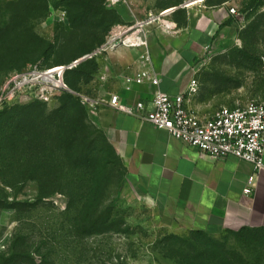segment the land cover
<instances>
[{
    "label": "rangeland",
    "instance_id": "rangeland-1",
    "mask_svg": "<svg viewBox=\"0 0 264 264\" xmlns=\"http://www.w3.org/2000/svg\"><path fill=\"white\" fill-rule=\"evenodd\" d=\"M186 1L0 0V102L11 106L0 104V264H264V245L241 235L210 238L155 224L99 114L113 101L101 90L113 52L106 41L139 21L135 31L148 36ZM233 3L239 15L231 29L196 63L191 103L201 115L264 100V0ZM90 53L66 74L76 97L34 100L50 87L35 68Z\"/></svg>",
    "mask_w": 264,
    "mask_h": 264
},
{
    "label": "crops",
    "instance_id": "crops-1",
    "mask_svg": "<svg viewBox=\"0 0 264 264\" xmlns=\"http://www.w3.org/2000/svg\"><path fill=\"white\" fill-rule=\"evenodd\" d=\"M233 4V0H188L172 7L171 18L147 36V46L112 49L103 62L110 71L104 74L103 95L126 105L142 101L151 109L157 89L172 97L185 92L197 76L201 55L229 32L238 17L229 11ZM146 57L158 78L156 86L130 82ZM99 114L110 128L129 184L150 200L155 224L210 238L234 233L249 245H264V169L256 170L232 155L216 160L203 156L166 129L110 104ZM251 175L252 193L246 195Z\"/></svg>",
    "mask_w": 264,
    "mask_h": 264
},
{
    "label": "built area",
    "instance_id": "built-area-1",
    "mask_svg": "<svg viewBox=\"0 0 264 264\" xmlns=\"http://www.w3.org/2000/svg\"><path fill=\"white\" fill-rule=\"evenodd\" d=\"M109 1L115 4L121 0ZM229 11L232 15H239L234 7ZM142 23L144 22L139 21L128 27L120 26L119 30H122L121 34H132L138 24ZM139 36L140 39L129 43V47L147 46V33L140 31ZM110 38L106 41L110 49L124 45L123 41L121 42L119 39L118 43L112 46ZM100 51L102 50L99 49ZM143 62L130 82L136 84L150 82L156 86L158 78L149 67V59L146 57ZM71 65L75 66L73 63ZM71 65L63 66L58 70H54L57 66L44 70L35 68L40 71L38 77L48 83L50 87L43 89L34 97L47 101L62 90L72 92L63 79L64 71L66 68H71ZM48 74L55 82L44 79V76ZM17 78L21 79V75L18 74L15 76V80L11 81L13 88L19 86ZM126 88L129 89V86L126 85ZM198 88L199 82L197 77H194L187 90L174 97L158 89L154 91L151 109H147L142 101H138L134 105H126L118 100H113L111 106L127 114L138 115L156 128L166 129L174 138L198 149L203 156L216 160L232 155L251 163L256 170L264 169V100H250L231 108L222 107L213 115L201 116L189 105ZM48 92L50 94H46ZM87 101L94 104L90 99ZM3 103L6 102L1 100L0 104ZM253 181L254 175H251L244 189L246 195L252 193Z\"/></svg>",
    "mask_w": 264,
    "mask_h": 264
},
{
    "label": "trees",
    "instance_id": "trees-1",
    "mask_svg": "<svg viewBox=\"0 0 264 264\" xmlns=\"http://www.w3.org/2000/svg\"><path fill=\"white\" fill-rule=\"evenodd\" d=\"M257 1V0H256ZM259 1V0H258ZM79 59V57H75V59L73 60V61H71V62H69V63H66V64H59V65H53V66H50V67H47V68H40V69H48V68H52V67H56V66H67V65H69V64H71V63H73L75 60H78ZM84 61V60H83ZM83 61H81V62H83ZM81 62H79L78 64H80ZM78 64H76L75 66H77ZM73 69V66L71 67V68H66V70L64 71V75H63V79H64V82H65V84L69 87V89H71V91L74 93L75 91H74V89L71 87V85L66 81V74H67V72L68 71H70V70H72ZM72 92H70V91H67V90H62V91H60L59 93H61V94H63V95H68V96H71V97H76L75 96V94H73ZM34 100H36V101H40V102H42V101H44V100H42V99H38V98H35ZM4 106V107H3ZM2 107L3 108H8V107H11V106H7V103H3L2 104ZM65 109H68L67 107H65ZM62 110V109H61ZM60 112V111H59ZM39 145V144H38ZM43 146V145H42ZM40 149H42V150H46L47 148L46 147H41V148H39V150ZM43 168H45V169H49V170H53V172H55V173H57L58 174V170H59V168H58V165L57 166H52L50 163L47 165L46 163H45V165L43 166ZM16 244H17V242H16V237H15V239L13 238V245L14 246H16ZM22 254L23 255H25L26 254V256H27V258L28 259H31V260H33V257H31V252L29 253V252H26L25 250L24 251H22ZM22 255V256H23ZM7 264V263H6Z\"/></svg>",
    "mask_w": 264,
    "mask_h": 264
},
{
    "label": "bare ground",
    "instance_id": "bare-ground-1",
    "mask_svg": "<svg viewBox=\"0 0 264 264\" xmlns=\"http://www.w3.org/2000/svg\"><path fill=\"white\" fill-rule=\"evenodd\" d=\"M172 9V8H171ZM171 9H169L167 12H170L171 11ZM155 19H157V20H162L161 19V17H159V16H157ZM168 27V26H167ZM122 31V30H121ZM119 32V31H117V32H115L112 36H111V38H110V40H111V44H112V46L114 45V44H117L118 43V40L119 39H121V40H119V41H123V43H124V46H126V45H129V43H131L132 41H134V40H138V39H140V36H139V34H140V32H138L137 34H121L122 32ZM105 47L106 48H109V46H108V44L106 43V45H105ZM36 78V77H35ZM44 79H46V76H44ZM53 82H55V81H53Z\"/></svg>",
    "mask_w": 264,
    "mask_h": 264
},
{
    "label": "water",
    "instance_id": "water-1",
    "mask_svg": "<svg viewBox=\"0 0 264 264\" xmlns=\"http://www.w3.org/2000/svg\"><path fill=\"white\" fill-rule=\"evenodd\" d=\"M172 9H174V8H172ZM172 9H171V11H172ZM91 55H92V53H90V54H86V55L82 56V57L79 58L78 60H75V61L73 62V65L78 64L79 62H81V61L87 59V58L90 57Z\"/></svg>",
    "mask_w": 264,
    "mask_h": 264
}]
</instances>
